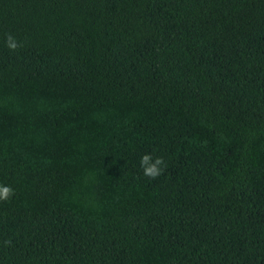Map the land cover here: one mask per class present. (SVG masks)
Here are the masks:
<instances>
[{
	"label": "trees",
	"instance_id": "1",
	"mask_svg": "<svg viewBox=\"0 0 264 264\" xmlns=\"http://www.w3.org/2000/svg\"><path fill=\"white\" fill-rule=\"evenodd\" d=\"M0 185V264H264V0H0Z\"/></svg>",
	"mask_w": 264,
	"mask_h": 264
},
{
	"label": "clouds",
	"instance_id": "2",
	"mask_svg": "<svg viewBox=\"0 0 264 264\" xmlns=\"http://www.w3.org/2000/svg\"><path fill=\"white\" fill-rule=\"evenodd\" d=\"M6 47L15 52L22 45L13 37L12 35H8L5 40ZM165 166V162L160 157H153L151 154H144L140 159V167L143 170V175L150 179H155L163 173ZM14 195V190L8 185H0V201H7ZM5 243H9V241H5Z\"/></svg>",
	"mask_w": 264,
	"mask_h": 264
}]
</instances>
